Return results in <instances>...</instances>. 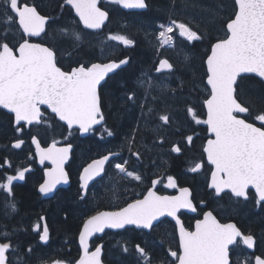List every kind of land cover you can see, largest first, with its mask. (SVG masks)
<instances>
[{"label": "snow or ice", "instance_id": "6c2138e0", "mask_svg": "<svg viewBox=\"0 0 264 264\" xmlns=\"http://www.w3.org/2000/svg\"><path fill=\"white\" fill-rule=\"evenodd\" d=\"M98 2L99 0H66L74 8L79 21L88 29H100L109 18V12L98 6ZM111 2L126 9L149 7L148 0ZM3 4L6 23L15 18L18 30L24 36L48 35L46 26L55 17L41 15L34 4L21 3V0H3ZM9 11L13 15H7ZM174 28L179 29L180 36L187 41L202 39V34H198V30H193L189 24L170 20L168 25H160L159 39L162 45L173 43L169 34ZM57 31L62 34V38H73V43L78 48L82 41L80 32L70 31L67 27ZM56 39L55 35L49 37L51 46L48 42L35 43L27 38L11 42L9 29L0 32V106L14 114L18 126L22 122L28 125L45 122L41 106H47L69 129L78 126L80 132L86 133L105 119L100 91L102 81H105L109 73L129 61L127 58L107 63L76 61V66L69 65V70H64L61 59L58 58ZM109 39L118 40L125 45L134 43L126 36H110ZM68 56L71 57V52ZM187 59L185 54V60ZM206 64L210 94L204 101L207 119L203 123L208 126V131L214 138L207 139L203 151L214 166L210 187L217 195L227 189L235 197L247 199L251 186L255 189L258 200L264 201V123L258 127L255 122H248L249 119L264 122V109L257 111L250 104L246 106L240 100L238 91V80L245 78L242 74L254 73L264 78V0H234L233 14L226 21L225 38L218 39L211 45ZM173 67L167 59H162L156 71L172 70ZM138 83L143 84L144 81L138 80ZM125 99L135 103V93L125 92ZM187 112L193 118L196 117L193 108L188 107ZM242 115L244 118H241ZM159 119L167 124L170 117L163 115ZM20 130L18 127L17 131ZM108 135L112 133L108 132ZM32 139L38 149L40 162L47 160L52 164L46 170V179L39 188L41 193H48L57 184L68 181L64 165L69 159L72 144L66 143L65 146L58 147L57 142L53 141L47 148H41L36 138ZM191 139L192 137H188L189 141ZM22 144V140H17L14 147L20 148ZM173 150L180 152L179 147ZM114 155L117 154L110 152L92 160L83 168L80 176L82 189L86 190L89 181L104 172L106 162ZM135 155L138 156L139 153ZM126 163L127 161L117 163L114 167L128 177L141 181V175L128 171ZM201 167V163H196L191 170L196 172ZM26 171L27 169H17L15 175H7L5 181L0 183V190L12 194L14 181L23 180ZM157 183L156 180L152 181L153 186ZM167 186L176 187L172 176L168 177ZM5 206L16 211L14 199L6 202ZM182 209L196 211L188 188H181L180 194L175 196L158 195L149 188L142 199H135L115 211L96 212L83 222L79 232L82 252L75 264H102V245H97L91 251L89 249V238L94 233L103 232L105 228L123 229L126 225L152 229L153 222L165 215L175 218L178 226V251H170V255L175 257V264H231L230 246L234 247L238 239L248 248L254 247L255 238L252 234L244 235L234 223H221L212 211L204 212L203 218L196 220L194 230L185 228L178 216ZM34 227L39 229L40 224ZM10 236L11 233L7 231L0 232V237L8 240L0 242V264H10L6 255L13 248ZM39 239L43 242L49 240V228L46 224ZM136 250L144 264H150V256L145 248L136 245ZM55 264L66 262L56 261ZM245 264H249V258H245ZM254 264H264V257L256 256Z\"/></svg>", "mask_w": 264, "mask_h": 264}, {"label": "trees", "instance_id": "16d2710c", "mask_svg": "<svg viewBox=\"0 0 264 264\" xmlns=\"http://www.w3.org/2000/svg\"><path fill=\"white\" fill-rule=\"evenodd\" d=\"M29 1H32L43 15L55 17L49 23V30L68 28V25H72L73 22L77 23L71 9L64 5L65 0H21L24 3H29ZM148 4L149 7L145 12L128 13L119 8L111 9L109 23L101 32L106 36L108 32L121 30L134 41L127 50H124L126 52L122 53L129 56L128 65L110 76L101 87L106 126L113 130L114 136L106 138L104 143L98 140V136L95 138L90 136V140L88 137L79 138L77 135L71 137V133L54 120L57 128L60 129L56 137L74 145L72 157L67 166L71 185L67 189H59L52 199L41 200L36 188L42 180V175L32 173L25 183L13 184L12 194L0 190V232L4 229L9 232L14 231L10 236L13 248L6 253L10 264H20L21 258L25 260L21 264H55L56 261L73 264L79 256L76 239L83 220L97 210L108 208L106 203L109 202L105 201L103 196L97 197V192L94 195L89 192L86 199H80L78 174L82 165L106 151L110 147V143L116 142L120 137H131L133 131H136V135L141 139L147 138L145 137L146 133L141 131L143 129L140 122L143 118L157 123L156 114L167 112L170 114L171 120L177 119L179 123L182 121L183 123L177 127H184L186 131L190 127V124L187 123L188 118L186 119V107L194 108L196 116L203 115L202 102L206 98L204 61L213 42L225 37V24L233 14L234 0H148ZM0 13H5L3 0H0ZM7 14L12 15L10 11ZM1 16L0 32L4 28ZM170 20L185 22L193 30H198V34H202L201 40L187 41L179 35L177 28L173 31L174 47L187 54V60L185 58L179 60L170 52L169 47L166 50L165 48L157 49L147 43L146 32L160 29L161 24L166 25ZM76 27L82 29L79 24ZM56 44L59 48L58 58L61 59L63 68L65 64L62 62V57L68 55L69 52H71V57L65 60L66 65L75 64L76 61L85 62L87 59H85V55H90L93 60L97 59L95 48L87 44L86 41L79 43L77 48L72 40L66 41L59 37L56 39ZM160 56H167L173 62L172 74L175 79L173 78L171 86L174 92L164 91V93L158 94L154 100L143 101L142 89H134L132 82L141 71H152ZM112 58L117 57L113 56ZM244 77L243 80H238L240 100L246 106L250 104L257 111L264 109V82L254 76ZM125 92L137 94H135L136 104L134 103L136 106L132 104L133 102L125 99ZM161 100L165 101L163 104L168 103L166 106L172 103L176 109L174 111L165 109L162 107ZM140 103H144V105L140 106ZM149 109H152L149 115L137 116L144 110L149 112ZM255 114L254 111L253 115ZM3 119L5 122L4 120L0 121V143L2 139L11 138V135L8 134L11 130L10 120L7 117ZM249 121L256 122L253 119H249ZM41 134L43 144L53 139L51 132L44 128ZM68 134L69 137H65ZM172 160L178 162L175 164L176 169L181 170V158L174 156ZM2 182L0 178V183ZM197 193L196 190H193L195 197H197ZM13 199L17 206L15 212L5 206L6 202ZM230 199L233 201L232 219L243 232L253 234L258 238V245L264 249V203L257 205L251 191L247 201L233 200L231 197ZM41 216H45L50 230V239L47 245H43L39 241ZM36 224H40L39 229H35ZM0 242H8V240L0 237ZM108 243H105L103 255L106 264H116L115 259H117V264H135V260L124 256L121 252L116 251L115 253L111 249L109 250L111 245ZM260 247L257 248L260 250ZM29 248H31L30 252Z\"/></svg>", "mask_w": 264, "mask_h": 264}, {"label": "flooded vegetation", "instance_id": "af4514ba", "mask_svg": "<svg viewBox=\"0 0 264 264\" xmlns=\"http://www.w3.org/2000/svg\"><path fill=\"white\" fill-rule=\"evenodd\" d=\"M29 3H32V1H29ZM99 6L103 9H106L109 12V15L111 9L119 8L117 4L112 3L111 0H100ZM73 24L69 25V27L74 26L75 31L84 33L85 36H89L90 33H88V29H86L85 27L80 29L78 27H75V22H73ZM46 31L48 34H50L49 24L48 27H46ZM19 36H21V38H26V36H24L21 32H19L18 37ZM46 37L47 35L45 34L42 37H39L40 42H48L49 44H51V41L49 39L45 40ZM63 39L66 41H70V38ZM95 51L97 53V49H95ZM124 52L126 51H124L123 49L118 50L113 56L117 57V59L129 58V56L122 54ZM62 58V62L63 64H65L64 70H69V65H66L65 61L69 58V56L64 55ZM96 58L97 59L93 60L90 55H85L86 60L83 63L103 61L100 60L101 58L99 57V55H96ZM71 66H76V63L72 64ZM118 71H116L115 73H117ZM150 72L151 71L149 70V72L147 71L145 73ZM154 74L157 76H163L167 73L160 74L154 72ZM134 84L135 82L133 81L132 85L134 89H140ZM132 104L136 106V103ZM139 105L143 106L144 103H140ZM41 109L43 110V112L47 111V109H45L44 107H41ZM149 113L150 112H148L147 110H144L138 113L137 116H146L149 115ZM46 114L48 113L46 112ZM103 114L105 119L102 126H97L90 129L88 134L83 138H89L90 136L95 138V136H98V140L104 143L106 138H112L114 136L113 130L106 126V114L104 113V111ZM163 115L169 116L170 114H167V112L159 113V117ZM5 117L9 118L11 123V130L10 132H8V134L11 135V138L4 140L2 139V142L0 143V164L2 165V168L0 169V178L4 182L5 177L7 175H15L17 169H27L23 180L14 181V183H25V181L29 179L32 173L42 175V168L38 164V161L34 154L33 146L31 144V139L33 137L36 136L39 138V140L41 139V124L27 126L25 123H21L20 126L14 125L13 115L0 108V121L4 120L3 118ZM158 121L163 122L159 118ZM199 121L201 122L197 125L188 123L187 121V123L190 124V127H188V129H186L185 131L184 127H177V125L180 124L179 120L169 119V122L166 124L168 129L164 131L163 134L160 133L157 136V140L155 141L151 138L149 133H146L145 135V137H147L146 141L144 140V138L143 141H140L141 137L136 135V131H133V135H131V137H120L116 140V142H109L110 147H108L106 151L95 156L94 158H98L109 152L117 153V155L109 160V162L105 166L103 175L89 185L83 199H81L83 193L79 188L78 182L80 199H86L89 192L92 195L97 192V197L103 196L102 198H104L105 201H109L108 203H106L108 207L106 209L111 210L124 207L127 203H130L135 199H141L145 195L147 190L152 187L157 192V194L168 196L176 194L180 188L188 187L191 193V200L196 206V211L195 213H188L184 210H181L178 213V216L184 224L185 228L193 230L195 221L197 219H201L203 213L207 210L212 211L221 223H227L233 220V201L230 199V197L233 200L240 199L237 197H233L228 191L223 192L220 196H216L215 191L209 188V181L211 173L213 171V166H211L207 162L206 155L203 151L204 145L209 138V135L207 133V127L203 123L204 119L202 118ZM170 125H173L175 128H171ZM18 127H20L21 129L20 131H17ZM141 131L145 133L144 130ZM108 132H111L112 135H108ZM188 137H192V139L189 141ZM17 140L23 141V144L20 148L14 147V143ZM88 140H90V138ZM175 147H179L180 152L174 151L173 149ZM136 153H139V155H135ZM174 156H179L181 158V170L176 169L177 167L175 166V164H178V162H173L172 158ZM161 157L163 160H161L159 162L160 165H158L157 159ZM125 161H127L125 167L128 169V171H134L137 174L141 175V181H136L132 177L124 176V173L121 172L119 175L117 174L119 172L116 170L114 165L117 163H124ZM196 163H201L202 167L200 170L193 172L191 169L195 166ZM169 176H172L175 179L176 187L171 188L167 186ZM153 180L158 181L155 186H153L152 184ZM113 182H117L116 188H118L119 190H117V192H114L117 194L116 200L110 201L109 199L111 195L114 194L111 190ZM193 190H196L198 192L197 197L193 195ZM57 191H59V189ZM39 197L41 200H43L40 194ZM244 234L249 233L244 232ZM115 236H119L120 240L116 239L117 242H114ZM254 238L255 247L253 252L248 251L242 244L241 240H238L237 244L234 246H242L241 248H244L251 256L252 264L254 262L255 256L264 257V249L260 247V245H258V238H256L255 236ZM94 240H96V238L93 239V241ZM97 241L103 242V255L105 252V243L109 242L108 244L112 245L108 248L109 250L111 249L115 253L116 251L121 252L124 256L131 258L133 261L135 260V264H144L143 259L140 257V254L136 250V245H139L140 247L145 248L146 252L149 254L150 264H175V257H172L170 255V251H178L179 238L176 224L172 220L165 217L157 222L150 230L137 228L135 226L125 227L114 232L106 231L104 235ZM234 247L230 249L231 264L234 263ZM257 247H260V250ZM125 248H127L128 250L124 251ZM258 250L260 253L258 252ZM168 261H170V263H168ZM115 262L117 264V259H115Z\"/></svg>", "mask_w": 264, "mask_h": 264}, {"label": "rangeland", "instance_id": "374dc122", "mask_svg": "<svg viewBox=\"0 0 264 264\" xmlns=\"http://www.w3.org/2000/svg\"><path fill=\"white\" fill-rule=\"evenodd\" d=\"M2 15V16H1ZM8 15V14H7ZM1 18V23L4 24V28L3 30H5L6 28L9 29V40L11 42H19L21 40V36L18 37L19 35V30L17 28V25L13 19L12 22L10 23H6V14L0 13ZM68 25V23H67ZM74 25V24H73ZM69 30H74V26L69 27ZM59 28H53L50 30V34L47 35L46 39H49L50 36H52L53 34L59 38L62 36L61 33H59L57 30ZM2 30V31H3ZM161 31V29H156V30H151V31H147L146 32V38H147V43L149 44V46H154L155 48H167V46H170L168 44L166 45H162L161 41L159 39V32ZM122 34H124L122 31H120ZM120 33L117 34H109L107 35V37L105 38L104 36H85L84 33H81L82 35V41H80L79 43H83V41H86L87 44H89L90 46L94 47L95 49H97V53L96 55H99V57L101 59L103 58H109L112 57L118 50H125L127 49V47L129 45H125L122 42L118 41V40H114V39H109L110 36H126V35H122ZM170 36H172L171 34H169ZM128 38V36H126ZM173 42H175V37L173 35ZM70 40H72L73 43V38H70ZM74 44V43H73ZM130 47V46H129ZM128 47V48H129ZM170 52L173 53V55L175 57H177L179 60H181L182 58H185V53L180 50L179 48H175L174 46L169 47ZM173 78L175 79V77L173 76V74H165L163 76H157L153 73H145V71H141L136 79L134 80L135 84L137 87H139L140 89H142V96L143 97V101H145L146 99H153L155 97H158V94L168 92V91H172L174 92V89L172 88V82H173ZM138 80H142L144 81L143 84H139ZM173 94V93H172ZM205 94H208V90L205 89ZM165 100V99H164ZM165 101L161 100L162 103V107H165V109H170L171 111H174L176 109V107H174V105L172 103H170L169 106H166L168 103L163 104ZM191 107V106H190ZM192 108V107H191ZM187 110V107L185 108ZM194 109V108H193ZM195 110V109H194ZM186 114V119L188 118V123L191 124H198L196 121L200 120L201 118H198L197 116L195 118H193V116H191V114L185 113ZM157 117L159 118V114H156ZM140 117H142V115H140ZM150 119H142V121L140 122L142 129L144 130L145 133H149V135L151 136V138L153 140H157V136L160 133H164V131H166L168 129L167 125L164 122L158 121L157 123H153L151 121H149ZM260 122V121H259ZM183 122L181 121L180 124H182ZM58 126L56 124L53 123V121L51 120H46L44 122L43 128L50 131L51 132V136H52V140L56 141L57 143L61 142L62 138L56 137L57 132L60 130L59 128H57ZM170 127L173 129L175 128L173 125H170ZM66 133V132H63ZM73 136V134H71V137ZM56 137V138H55ZM65 137H69V134L66 135ZM55 138V139H54ZM64 138V137H63ZM147 138H144V140L146 141ZM140 141H143V139H141ZM162 155V154H161ZM163 156V155H162ZM163 160L162 157L157 159V163L158 165L159 162ZM156 164V163H155ZM119 173H117L118 175L120 174V171L118 169H116ZM124 176H127L124 173ZM117 186V182H113L112 183V187L111 190L112 192H117V190H119L118 188H116ZM108 198V197H107ZM117 198V194L114 193L111 195L110 197V201H114ZM232 213V212H231ZM7 231V230H3L2 232ZM9 232V231H7ZM14 232V231H13ZM13 232H9L12 233ZM127 236V235H126ZM125 237V236H124ZM114 242H117L116 239L120 240L119 236H115L114 237ZM112 243V241H111ZM115 244V243H113ZM112 246V245H111ZM241 246V245H240ZM242 247V246H241ZM241 247H234V263L233 264H237V258H239V264H245V258H249V264H252V258L251 256L248 254V252ZM14 252V251H13ZM17 260V259H16ZM25 262V260H23V258L20 259V264ZM168 263H170V261H168Z\"/></svg>", "mask_w": 264, "mask_h": 264}, {"label": "water", "instance_id": "95a60500", "mask_svg": "<svg viewBox=\"0 0 264 264\" xmlns=\"http://www.w3.org/2000/svg\"><path fill=\"white\" fill-rule=\"evenodd\" d=\"M99 2H100V0H99ZM99 2H98V4H99ZM70 6V5H69ZM71 7V6H70ZM119 7L121 8V9H123V10H125V11H141V12H143V11H146L147 9H126V8H124L122 5H119ZM72 8V7H71ZM72 10H73V14L79 19V17L77 16V14L75 13V10H74V8H72ZM42 15V14H41ZM107 21H108V19L105 21V23H104V25L107 23ZM81 24H82V22H80ZM83 25V24H82ZM104 25H102L101 26V28L100 29H102L103 28V26ZM84 26V25H83ZM85 27V26H84ZM225 28H226V25H225ZM90 30H93V31H96V30H98V29H90ZM30 38H38V37H30ZM31 42H35V43H40V42H37V41H32L31 40ZM216 42V41H215ZM215 42H213V43H215ZM210 50H211V47H210ZM210 50H209V53H208V55L210 54ZM207 55V56H208ZM207 56H206V58H205V67H206V72H207V64H206V60H207ZM123 59H126V58H123ZM123 59H121V60H123ZM128 59V61H129V58H127ZM162 59H166V58H162ZM161 59V60H162ZM160 60V61H161ZM168 60V59H167ZM119 61V60H118ZM160 61L158 62V64H157V67L159 66V63H160ZM169 61V60H168ZM108 62V61H107ZM107 62H98V63H107ZM95 63H97V62H95ZM169 63H171L170 61H169ZM128 64V63H127ZM127 64H125V65H121V67L119 68V69H121V68H123V67H125ZM119 69H116V70H114V72L113 73H115L117 70H119ZM168 71H170V70H167V69H163V70H161L160 72H158V73H162V72H168ZM113 73H109V75L105 78V81H106V79L110 76V75H112ZM247 75H251V76H255V77H257L258 79H260L262 82H264V78H260L257 74H254V73H247V74H242V76H247ZM105 81H102V84L105 82ZM205 85L207 86V76L205 77ZM208 87V89H209V94H210V86H207ZM209 96V95H208ZM208 98V97H207ZM206 98V99H207ZM205 99V100H206ZM204 100V101H205ZM44 107H46L47 108V106H44ZM0 108H2L3 110H5L6 112H8V113H10L7 109H4L2 106H0ZM48 109V108H47ZM204 109H205V120L207 119V107H206V105L204 104ZM50 112H51V109H48ZM42 112V111H41ZM52 113V112H51ZM10 114H12L13 115V117H14V114L13 113H10ZM52 114H54V113H52ZM55 115V114H54ZM55 117H56V119L57 120H59V118L55 115ZM241 118H243L242 116H241ZM60 121V120H59ZM61 123H63L66 127H67V125H66V123L65 122H63V121H60ZM103 122V121H102ZM102 122L100 123V124H102ZM249 122V121H248ZM22 123H24V122H22ZM251 123V122H250ZM26 125H28L27 123H25ZM100 124H98V125H100ZM14 125H17L16 123H15V120H14ZM98 125H95V126H98ZM95 126H93V127H95ZM207 126V125H206ZM257 126V125H256ZM78 129V126H73V128L72 129ZM207 128H208V126H207ZM67 129L68 130H72V129H69L68 127H67ZM88 134V132H86V133H82V132H80L79 131V135L80 136H85V135H87ZM208 135H211L210 133H209V131H208ZM212 136V135H211ZM36 138V137H35ZM211 138H214V137H211ZM36 140L39 142V140L36 138ZM207 142V141H206ZM52 142H50L47 146H42L41 144H40V142H39V145H40V147L41 148H47L50 144H51ZM15 144V143H14ZM32 144H33V146H34V153H35V156H36V159H37V161H38V164H39V166L40 167H43V180H42V182L38 185V187H37V191H38V193L41 195V198L42 199H49V198H52L53 196H54V194H55V192H56V190H58V189H60V188H67L69 185H70V179H69V176H68V181H67V183H64V182H61V183H59V184H57L56 185V187L51 191V192H48V193H41L40 192V190H39V188H40V185L41 184H43L44 183V181H45V179H46V176H45V172H46V170L47 169H49V168H51L52 167V164H51V162L50 161H44L43 163H41L40 162V157H39V153H38V149H37V147H36V144L35 143H33V139H32ZM205 145H206V143H205ZM57 146L58 147H63V146H65V144H57ZM73 150V145H72V149H71V151ZM113 154H117V153H113ZM107 155V154H106ZM205 155H206V159H207V154L205 153ZM104 156V155H103ZM114 156H116V155H114ZM114 156H112V157H114ZM70 157H71V152H70V154H69V159H70ZM102 157V156H101ZM112 157H110V159L112 158ZM100 158V157H99ZM99 158H96V159H99ZM69 159L65 162V165H64V169H65V171H66V173H67V175H68V172H67V169H66V166H67V164H68V162H69ZM109 159V160H110ZM93 160H95V159H93ZM208 161V160H207ZM91 162V161H90ZM89 162V163H90ZM109 162V161H108ZM108 162H106V164H105V166L107 165V163ZM89 163H87V164H89ZM208 163L211 165V163L208 161ZM45 164H47V166L46 167H44V165ZM87 164L84 166V167H86L87 166ZM211 166H213V165H211ZM2 167V165L0 164V168ZM83 167V168H84ZM83 168L81 169V171H80V174H79V178H78V180H79V188L82 190V193H83V195H85V193H86V190H84V189H82L81 188V180H80V176H81V174H82V172H83ZM213 169H214V166H213ZM103 173L104 172H102L99 176H96V177H94L92 180H90L89 181V185L90 184H92L95 180H97L98 178H100L102 175H103ZM211 179H212V177H210V181H209V188H211L210 187V184H211ZM89 185H88V187H89ZM183 188H188V187H183ZM152 189L154 190V188L152 187ZM181 189V188H180ZM180 189H179V191L176 193V194H174V195H170V196H175V195H179L180 194ZM189 189V188H188ZM211 189H213V188H211ZM190 190V189H189ZM249 190H252L253 192H254V194H255V196H256V198L258 199V197H257V195H256V192H255V189L254 188H252L251 186H250V188H249ZM155 191V190H154ZM215 191V190H214ZM226 191H229L230 192V190H225L224 192H226ZM231 193V192H230ZM147 194V192L145 193V195ZM222 193H220L219 195H217L216 193H215V195L216 196H220ZM159 195V194H158ZM232 196H234L233 194H231ZM235 197V196H234ZM143 198V197H142ZM141 198V199H142ZM242 198V197H241ZM248 198V197H247ZM190 199H191V193H190ZM242 199H245V198H242ZM259 201V200H258ZM259 202H264V201H259ZM182 210H184V211H186V212H188V213H195V211H192L191 209H182ZM102 211H109V210H102ZM113 211H115V210H113ZM207 211H210V210H207ZM214 214V213H213ZM93 215H95V213L93 214ZM92 216V215H91ZM168 218V219H170V220H172L175 224H176V220H175V218H173V217H169V216H167V215H165V216H162V217H159L158 218V220L157 221H154L153 223L154 224H156L157 222H159L161 219H163V218ZM88 218V217H87ZM86 218V219H87ZM202 218H203V216H202ZM201 218V219H202ZM85 219V220H86ZM180 219V218H179ZM43 220V226L46 224L45 223V221H44V218L42 219ZM180 221H181V219H180ZM182 222V221H181ZM196 222V221H195ZM229 222H231V223H234V224H236L233 220H231V221H229ZM229 222H227V223H229ZM47 225V224H46ZM237 225V224H236ZM82 226H83V224H82ZM82 226H81V228H82ZM130 226H135V225H126L125 227H130ZM177 226V225H176ZM136 227V226H135ZM194 227H195V223H194ZM238 227V226H237ZM81 228H80V230H81ZM239 228V227H238ZM106 229H110V230H113V231H117V230H120V229H112V228H105V230ZM240 229V228H239ZM104 230V231H105ZM145 230H150V229H145ZM193 230H194V228H193ZM241 230V229H240ZM104 231L103 232H100V233H94L93 234V236L92 237H90L89 238V249H90V251L91 250H94V249H91V239L92 238H94L96 235H98V236H102L103 235V233H104ZM80 232V231H79ZM242 232V231H241ZM177 233H178V226H177ZM243 233V232H242ZM244 234V233H243ZM244 235H246V234H244ZM178 238H179V233H178ZM41 243L42 244H47L48 243V241L47 242H43V241H41ZM77 244H78V247H79V249H80V254H79V257H80V255H81V252H82V249H81V247H80V244H79V233H78V236H77ZM98 245H102V247H103V243H99ZM244 245V244H243ZM250 252H253L254 251V247H255V244H254V247L253 248H248L246 245H244ZM232 246H230V248H231ZM102 254H103V249H102V252H101V261H102V264H105L104 262H103V260H102ZM79 257L77 258V260L79 259ZM256 257V256H255ZM76 260V261H77ZM231 261V260H230ZM254 262H255V258H254ZM74 264H75V262H74Z\"/></svg>", "mask_w": 264, "mask_h": 264}]
</instances>
